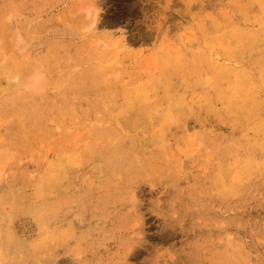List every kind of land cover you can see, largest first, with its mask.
I'll use <instances>...</instances> for the list:
<instances>
[{
	"label": "rangeland",
	"instance_id": "rangeland-1",
	"mask_svg": "<svg viewBox=\"0 0 264 264\" xmlns=\"http://www.w3.org/2000/svg\"><path fill=\"white\" fill-rule=\"evenodd\" d=\"M88 1L0 0V264H264V167L244 169L249 151L264 164V150L243 151L223 123L234 81L219 47L260 28L261 1ZM93 5L97 45L83 29ZM120 32L116 51L108 39ZM252 45L247 65L264 58V42ZM142 90L151 141L114 126ZM70 154L78 160L57 187L56 157ZM221 168L238 172L222 184Z\"/></svg>",
	"mask_w": 264,
	"mask_h": 264
},
{
	"label": "bare ground",
	"instance_id": "bare-ground-1",
	"mask_svg": "<svg viewBox=\"0 0 264 264\" xmlns=\"http://www.w3.org/2000/svg\"><path fill=\"white\" fill-rule=\"evenodd\" d=\"M88 0H86V2H87ZM96 1H98V0H96ZM179 1V0H178ZM241 1V0H240ZM244 1V0H243ZM259 1H261V8H260V11H261V13H262V15H260L261 16V18L259 19V21H258V23H259V26H260V28L259 29H256L255 30V28L253 29L251 26H252V24L251 25H247V27H244V28H242V29H237V33H234L235 35H233V37H234V39L233 40H226V41H228V43L225 45V44H221V45H219V47H220V50L222 51L223 50V53H224V61L222 62V70H224L225 71V73H227L228 75H230L231 76V78H232V80L234 81L233 83H230V87L228 88H225V96H224V108L222 109L223 111H222V120L224 121L223 123H226V126L227 127H231L232 129H233V131L231 132L232 134H233V140L237 143V144H239L240 146V148L243 150V151H248V150H251L253 147H255V148H259V149H261V150H264V58H261V59H259L258 61H256L254 64L252 63V65H247L246 63H244V59H243V55L245 56V55H247V54H249L250 53V51H251V49L254 47V45H252V44H256V43H259V42H264V0H259ZM78 2V1H77ZM84 2L85 1H83V2H81L80 3V5L82 6V4H84ZM91 2V1H90ZM89 1H88V3H90ZM92 2H94V1H92ZM92 2H91V5H92ZM100 2V1H99ZM98 2V3H99ZM180 2V1H179ZM239 2V1H238ZM95 3V2H94ZM204 3V2H203ZM72 5H74V4H72ZM78 5V4H77ZM96 5H98L97 3H96ZM96 5H93L92 7H90V8H88L87 10H86V12H87V17L85 16V20H86V26L83 28L84 29V31L86 32V33H88L90 36H89V38H91V40L93 41L94 40V43H92L93 45L94 44H99L100 42H102V40H100V38H97V36L99 35V27H98V25L100 26V24H98L99 23V16H101L100 15V13L99 12H101L98 8H99V6H100V3H99V6H98V8H97V6ZM194 5H195V3H194ZM237 5V4H236ZM231 6V5H230ZM89 7V6H88ZM101 7H102V5H101ZM206 7V6H205ZM247 7H249V6H247ZM82 8V7H81ZM87 8V7H86ZM252 8V7H251ZM102 9V8H101ZM240 9V8H239ZM99 10V11H98ZM85 13V12H84ZM224 13H225V11H224ZM247 13V12H246ZM86 14V13H85ZM226 14V13H225ZM233 14V13H232ZM220 15V14H219ZM222 15V14H221ZM240 15V14H239ZM231 16V15H230ZM253 16V15H252ZM258 17V16H257ZM101 18V17H100ZM188 18V17H187ZM225 18V17H224ZM235 18V17H234ZM228 19V18H227ZM242 19V18H241ZM240 19V20H241ZM249 19H250V17H249ZM252 19V18H251ZM231 20V19H230ZM247 21V20H246ZM255 21V20H254ZM257 21V20H256ZM245 22V21H244ZM242 23V22H241ZM257 23V24H258ZM233 24V23H232ZM236 24H238V23H236ZM77 25V24H76ZM101 25H102V23H101ZM243 25V24H242ZM81 26V25H80ZM256 26V25H255ZM102 27V26H101ZM251 27V28H250ZM28 28V27H27ZM101 29V28H100ZM217 29V28H216ZM222 31H224V30H222ZM221 32V31H220ZM219 32V33H220ZM229 32V31H228ZM83 34V33H82ZM87 34V35H88ZM120 34H121V32H120ZM218 34V33H217ZM216 34V36L218 37L219 35H217ZM223 34H225V31L223 32ZM232 37V36H231ZM232 37V38H233ZM30 38V37H29ZM86 38V37H85ZM109 38H111V37H109ZM225 39H227V38H224L223 40H225ZM91 40H89V41H91ZM109 40V42H108V44L109 45H107V46H110L109 48H111L112 47V49L114 48L116 51L117 50H123V48L125 47V42H126V39H125V37H124V35L123 34H121V36L120 37H118V38H111V39H108ZM221 40V39H220ZM220 40H218V41H220ZM33 41H34V39H33ZM204 41V40H203ZM128 43V42H127ZM202 43V42H201ZM226 43V42H225ZM111 44V45H110ZM130 44V43H129ZM192 44V43H191ZM203 44V43H202ZM220 44V43H219ZM250 45H252V46H250ZM106 45H105V48L107 47ZM187 46H188V44H187ZM193 45H191V47H192ZM250 46V47H249ZM126 47H128L127 45H126ZM190 47V46H189ZM41 48V47H40ZM174 48V47H173ZM187 48V47H186ZM126 49V48H125ZM207 49V48H206ZM205 49V50H206ZM215 49H216V47H215ZM218 49V48H217ZM104 50V49H103ZM214 50V49H213ZM212 50V51H213ZM200 51V50H199ZM198 51V52H199ZM214 51H216V50H214ZM127 52V51H126ZM176 52V51H175ZM109 53V52H108ZM115 53V52H114ZM216 53V52H215ZM222 53V52H221ZM220 53V54H221ZM113 54V53H112ZM212 54H214V52L212 53ZM253 54V53H252ZM127 55V54H126ZM173 55V54H172ZM254 55V54H253ZM123 56V55H122ZM157 56V55H156ZM90 57V56H89ZM107 57V56H106ZM115 56L113 55V60L112 59H110L111 61L110 62H114V60H115V58H117V57H115ZM149 57V56H148ZM212 57V56H211ZM218 57V56H217ZM108 58H110V55H109V57ZM136 58V57H135ZM155 58V57H154ZM177 58V61L179 62V60L178 59H180L179 58V56H177L176 57ZM214 58H216L215 56H214ZM214 58H212V59H214ZM149 59V58H148ZM153 59V58H152ZM209 59H211V58H209ZM217 59H219V58H217ZM222 59V58H221ZM92 60V59H91ZM101 60V59H100ZM93 61V60H92ZM91 61V62H92ZM117 61H118V58H117ZM145 61V60H144ZM154 61V60H153ZM212 62H213V60H211ZM220 61H222V60H220ZM248 61V60H247ZM103 63H104V61H103ZM116 63H118V62H116ZM107 64V63H106ZM112 64V63H111ZM149 64V63H148ZM159 64V63H158ZM214 64H215V62H214ZM219 64H220V62H219ZM104 65V64H103ZM167 65V64H166ZM221 65V64H220ZM149 66V65H148ZM158 66V65H157ZM166 67H168V66H166ZM202 67V66H201ZM217 67H219L218 65H217ZM84 68V67H83ZM112 68V67H111ZM149 68V67H148ZM152 69V68H151ZM217 69V68H216ZM153 70L154 71H152L151 72V76H154L155 74H157L156 73V70H157V68L155 67V65H153ZM25 71V70H24ZM23 71V72H24ZM64 72V71H63ZM109 72V71H108ZM219 72V71H218ZM220 73H222V72H220ZM16 74V76L15 77H13L12 79H15V80H10L9 79V77L7 78L9 81H11L10 83H12V82H15V81H17L21 76L19 75V74H17V73H15ZM204 74V73H203ZM105 76H106V74H104ZM103 75V76H104ZM6 76H10V75H8L7 73H6ZM104 76V77H105ZM108 76V75H107ZM202 76V75H201ZM18 78V79H17ZM59 78H62V77H59ZM153 78V77H152ZM17 79V80H16ZM55 79H56V77L55 76H50L48 79H47V81L48 82H50L52 85H55ZM107 79V78H106ZM198 79V78H197ZM206 79V78H205ZM57 80H58V78H57ZM24 81V80H23ZM23 81L20 83H18V85L19 84H22L23 85ZM113 81V80H112ZM152 81V80H151ZM181 81V80H180ZM119 82V81H118ZM155 82V81H154ZM205 82V81H204ZM10 83H8L7 85H9ZM209 83H211V82H209ZM224 83V82H223ZM226 83H227V81H226ZM17 84V83H16ZM116 84V83H115ZM129 84V83H128ZM127 84V85H128ZM165 84V83H164ZM179 84V83H178ZM177 84V85H178ZM186 84V83H185ZM17 85V86H18ZM47 85H49V83H47ZM148 85H150V87L153 85L152 84V82H149V84H147L146 85V88L148 89ZM175 85V84H174ZM229 85V84H228ZM16 86V87H17ZM19 86H21V85H19ZM18 86V87H19ZM181 86H183V85H181ZM224 86V85H223ZM9 87H15V84H14V86L12 85V86H9ZM8 87V88H9ZM114 87V86H113ZM120 87H122V86H120ZM125 87V86H124ZM153 88L155 87V86H152ZM207 87V86H206ZM225 87V86H224ZM123 88V87H122ZM184 88V87H183ZM99 89V88H98ZM124 89V88H123ZM211 89V88H210ZM150 91V90H149ZM158 91V90H157ZM124 92H126V89L124 90ZM155 92V91H154ZM171 92V91H170ZM174 92V91H173ZM182 92V91H181ZM186 92V91H185ZM121 93H123V92H121ZM128 93H129V90H128ZM127 92H126V95L128 94ZM140 93H141V91H140ZM176 93H177V91H176ZM184 93V92H183ZM219 93H221V92H219ZM33 94V93H32ZM134 93H132V95H133ZM178 94V93H177ZM177 94H176V96H177ZM188 94V93H187ZM129 95V94H128ZM160 95V94H159ZM220 95V94H219ZM145 96H147V93H143V90H142V94L140 95V94H138L136 97H135V101L134 102H131L132 104H131V106H127V108L128 109H126V108H124L123 109V106H122V109L124 110V112H123V110H122V114H119V115H121V116H118V115H115V116H118V117H116L115 118V124H114V126H115V130L117 131V132H120V133H132V132H135L136 134H138L137 136L138 137H142L143 139H145V140H148V141H151L152 139H154L155 138V134L156 133H158V131L157 132H155V134L153 133V130L151 129L152 127H151V125H150V123H149V121H142L143 120V118H142V120L140 119V114H141V112L140 111H142V110H140V109H143V111H145V109H146V111L147 110H150L151 111V108H150V105L149 104H151L149 101H147L144 97ZM129 97H131V95H129ZM180 98H179V103L182 105V103H183V98L181 97V96H179ZM184 97H185V95H184ZM189 97V96H188ZM187 97V98H188ZM195 97V96H194ZM133 98H134V96H133ZM150 98V97H149ZM158 98H159V96H158ZM191 98H193V97H190V99ZM165 99V98H164ZM123 100V99H122ZM177 100H175L176 102H177ZM187 100V99H186ZM217 100V99H216ZM51 101V100H50ZM155 101V100H154ZM165 101H167V100H165ZM119 102V101H118ZM151 102H153V101H151ZM159 102H161V101H159ZM42 103V102H41ZM56 103V102H55ZM62 103V102H61ZM64 103V102H63ZM189 103V102H188ZM214 103V102H213ZM40 104V103H39ZM54 104V103H53ZM122 105V104H121ZM123 105H125V104H123ZM162 105V104H161ZM207 105V104H206ZM29 106V105H28ZM47 106V105H46ZM57 106H58V104H57ZM69 106V105H68ZM153 106H155V105H153ZM198 106V105H197ZM30 107V106H29ZM28 107V108H29ZM156 107V106H155ZM172 107V106H171ZM177 107V106H176ZM176 107H173V108H176ZM203 107H204V105H203ZM221 107V106H220ZM45 108V107H44ZM47 108H49V107H47ZM58 108V107H57ZM68 108V107H67ZM102 108V107H101ZM179 108V107H178ZM182 108V107H181ZM50 109V108H49ZM60 109V108H59ZM72 109V108H71ZM154 109V108H153ZM152 109V110H153ZM162 109V108H161ZM188 109V108H187ZM191 109V108H190ZM215 109V108H214ZM44 110V109H43ZM46 110V109H45ZM44 110V111H45ZM140 110V111H139ZM218 110V109H217ZM221 110V109H220ZM36 111H37V109H36ZM35 111V112H36ZM42 111V110H41ZM47 111V110H46ZM54 111H56V110H54ZM53 111V112H54ZM188 111H190V113L192 112L191 110H188ZM196 111V110H195ZM202 111V110H201ZM32 112V111H31ZM52 112V111H51ZM60 112V111H59ZM103 112V111H102ZM149 112V111H148ZM185 112V111H184ZM57 113H58V111H57ZM61 113V112H60ZM68 113V112H67ZM117 113V112H116ZM118 113H120V112H118ZM144 113V112H143ZM146 113V112H145ZM180 113H182V112H180ZM189 113V112H188ZM187 113V114H188ZM194 113V112H193ZM199 113V112H198ZM210 113V112H209ZM216 113V112H215ZM220 113V112H219ZM44 114V113H43ZM59 114V113H58ZM178 114V113H177ZM192 114V113H191ZM45 115V114H44ZM56 115V114H55ZM79 115V114H78ZM98 116H99V114H97ZM199 115V114H198ZM207 117H208V115L207 114H205ZM220 115H221V113H220ZM219 115V116H220ZM57 116V115H56ZM60 116V115H59ZM62 116V115H61ZM60 116V117H61ZM148 116V115H147ZM169 116V115H168ZM167 116V117H168ZM174 116V115H173ZM205 116V117H206ZM215 116V115H214ZM217 116V115H216ZM53 117V116H52ZM51 117V118H52ZM58 117V116H57ZM57 117H55V118H57ZM59 117V118H60ZM62 117H64V116H62ZM170 117V116H169ZM185 117V116H184ZM43 118L45 119L46 117H44L43 116ZM48 118V117H47ZM46 118V119H47ZM218 118H220V117H218ZM66 119V118H65ZM111 119V118H110ZM177 120H178V118H176ZM186 119V118H185ZM210 119V118H209ZM23 120V119H22ZM49 120V119H48ZM72 120V119H71ZM192 120V119H191ZM59 121V120H58ZM78 121V120H77ZM182 121V120H181ZM219 121V120H218ZM27 122V121H26ZM46 122V121H45ZM171 123V122H170ZM179 123H180V121H179ZM187 123V122H186ZM221 123V122H220ZM25 124H27V123H25ZM24 124V125H25ZM74 124V123H73ZM169 124V123H168ZM184 124V123H183ZM109 125V124H108ZM218 125V124H217ZM92 126V125H91ZM171 126V125H170ZM180 126V125H179ZM210 126V125H209ZM214 126V125H213ZM212 126V127H213ZM221 126V125H220ZM28 127V126H27ZM26 127V128H27ZM29 127H31V124H30V126ZM182 127H183V125H182ZM165 128V127H164ZM185 128V127H184ZM187 128V127H186ZM218 128V127H217ZM221 128V127H220ZM28 129V128H27ZM33 129H34V127H33ZM32 129V130H33ZM72 129V128H71ZM209 129V128H208ZM197 130V129H196ZM35 131V130H34ZM34 131H33V133H34ZM36 131H38V130H36ZM68 131V130H67ZM84 131V130H83ZM30 132V131H29ZM83 133V132H82ZM160 133V132H159ZM187 133V132H186ZM194 133H197V132H194ZM227 133V132H226ZM30 134H31V132H30ZM67 134V133H66ZM75 134H77V133H75ZM133 134V133H132ZM167 134V133H166ZM172 134V133H171ZM192 134V133H191ZM225 134V133H224ZM22 135V134H21ZM25 135V134H24ZM35 135V134H34ZM182 135V134H181ZM214 135V134H213ZM39 136H42V135H39ZM157 136V135H156ZM186 136V135H185ZM226 136V135H225ZM20 137V136H19ZM22 137V136H21ZM79 137V136H78ZM81 137V136H80ZM222 137H223V134H222ZM24 138V137H23ZM36 138V137H35ZM85 138V137H84ZM174 138V137H173ZM178 138V137H177ZM19 139V138H18ZM28 139H29V137H28ZM190 139V138H189ZM192 139V138H191ZM200 139V138H199ZM30 140H32V139H30ZM34 140V139H33ZM36 140V139H35ZM138 140V139H137ZM80 141H82V139L80 140ZM157 141V140H156ZM183 141V140H182ZM223 141V140H222ZM18 142H20L21 143V140H19ZM22 142H23V140H22ZM153 142V141H152ZM159 141H157V143H158ZM201 141H199V143H200ZM13 143H15V142H13ZM151 143V142H150ZM155 143V142H154ZM160 143H161V141H160ZM193 143H196V142H193ZM210 143H211V141H210ZM230 143H233V142H230ZM63 144V143H62ZM61 144V145H62ZM178 144V143H177ZM176 144V145H177ZM203 144V143H202ZM219 144V143H218ZM67 145V144H66ZM95 145V144H94ZM99 145V144H98ZM156 145V144H155ZM168 145V144H167ZM172 145V144H171ZM193 145V144H192ZM15 145H13V147H14ZM104 147H105V145H103ZM174 146V145H173ZM202 146V145H201ZM214 146V145H213ZM12 147V146H11ZM104 147H103V149H104ZM152 148H153V146H151ZM155 147V146H154ZM169 147V146H168ZM187 147V146H186ZM228 147V146H227ZM60 148V147H59ZM86 148V147H85ZM95 148V147H94ZM97 148V147H96ZM170 148V147H169ZM15 149V148H14ZM103 149H100V150H103ZM151 149V148H150ZM155 149H157V148H155ZM219 149V148H218ZM217 149V150H218ZM225 149V148H224ZM223 149V150H224ZM229 149V148H228ZM95 150V149H94ZM93 150V152H95ZM149 150V149H148ZM183 150V149H182ZM208 150V149H207ZM206 150V151H207ZM213 150V149H212ZM232 150V149H231ZM13 151V150H12ZM186 151V150H185ZM169 152V151H168ZM181 152H183V151H181ZM218 152V151H217ZM216 152V153H217ZM215 153V154H216ZM240 153H241V151L239 152V155H240ZM254 153L256 154V152H255V150H254ZM260 153H262V152H260ZM76 155V154H75ZM208 156L210 155V154H207ZM212 155H214L213 153H212ZM217 155V154H216ZM220 155V154H219ZM228 155V154H227ZM232 155V154H231ZM58 156V155H57ZM237 156V155H236ZM59 157V156H58ZM56 157V162H55V165H54V169H53V175H49V178L52 180L53 179V182H54V184L55 185H57V187H60L61 185H62V175H63V173H64V175L65 174H67L68 172H69V170L68 169H73V166H72V162H74V160L76 159V157H75V159L73 158V156H72V154H70V156H67L65 159H64V157H63V159L61 158V157ZM211 158L213 157V156H210ZM235 157V156H234ZM242 157H244L243 155H242ZM241 157V158H242ZM254 157V155H252L251 153H250V151H249V153H248V156H247V167L246 168H244V169H251V168H253V167H256V169L258 170L259 168H262L263 169V167H264V164H262V163H260V162H255L252 158ZM256 157V156H255ZM260 156H259V154H258V158H259ZM58 158V159H57ZM228 158V157H227ZM246 158V157H245ZM262 158V157H261ZM156 159V158H155ZM203 159V158H202ZM229 159V158H228ZM227 159V160H228ZM238 159V158H237ZM257 159V158H256ZM260 159V158H259ZM76 160H78V159H76ZM154 160V159H153ZM214 160V159H213ZM212 160V161H213ZM215 161V160H214ZM216 161H218V159L216 160ZM235 161H236V159H235ZM212 163V162H211ZM210 163V164H211ZM182 164V163H181ZM209 164V165H210ZM218 164V163H217ZM240 164H242V162L240 163ZM53 165V164H52ZM197 165V164H196ZM208 165V166H209ZM214 165V164H213ZM219 165V164H218ZM188 166H189V164H188ZM181 167V166H180ZM45 168V167H44ZM81 168V167H80ZM184 168L186 169V167H184L183 166V168H182V170H184ZM188 168H191V167H188ZM238 168V167H237ZM50 169V168H49ZM88 169H90V168H88ZM87 169V170H88ZM192 169V168H191ZM239 169V168H238ZM46 170H48V169H46ZM45 170V171H46ZM181 170V169H180ZM195 170V169H194ZM205 170V169H204ZM93 171H95V170H93ZM205 171H207V170H205ZM23 172H25V171H23ZM89 172V171H88ZM178 172H179V170H178ZM187 172V171H186ZM208 172V171H207ZM238 172V170L236 169V168H221L220 170H219V175L217 176L218 177V179H219V181H220V183H226V181L224 180V182H223V180H222V178L224 177V176H235V174ZM242 172L243 171H241V174H242ZM247 172H249V171H247ZM75 173V172H74ZM180 173V172H179ZM183 173V172H182ZM203 173V172H202ZM188 174H191V173H189L188 172ZM246 174V173H245ZM245 174H243L242 176H241V178L243 177V176H246ZM256 174V173H255ZM21 175V174H20ZM73 175V174H72ZM193 175V174H192ZM205 175V174H204ZM207 175V174H206ZM23 176V175H22ZM22 176L20 177V179L22 178ZM31 176V175H30ZM33 176V175H32ZM37 176H38V174H37ZM196 176V175H195ZM35 177V176H34ZM48 177V176H47ZM176 177V176H175ZM186 177V176H185ZM67 177L65 176V179H66ZM181 178V177H180ZM188 178H189V175H188ZM192 178V177H191ZM194 178V177H193ZM32 179V178H31ZM116 179V178H115ZM212 179V178H211ZM260 179V178H259ZM40 180H42V179H40ZM182 180H184V179H182ZM194 180V179H193ZM64 181V180H63ZM181 181V180H180ZM239 181V180H238ZM245 181V180H244ZM252 181H253V179H252ZM38 182H39V180H38ZM189 182V181H188ZM191 182V181H190ZM248 182V181H247ZM246 182V183H247ZM19 183V182H18ZM25 183V182H24ZM23 183V184H24ZM42 184H43V182H41ZM108 183V182H107ZM182 183V182H181ZM241 183V182H240ZM245 183V184H246ZM39 184V183H38ZM205 184V183H204ZM211 184H212V182H211ZM238 184V183H237ZM242 184H244V183H242ZM249 184V186H250V188H251V185H250V183H248ZM248 184H247V186H248ZM53 185V184H52ZM180 185V184H179ZM235 185V184H234ZM48 186H50V185H48ZM47 186V187H48ZM134 186V185H133ZM247 186H245V187H247ZM113 187V186H112ZM198 187V186H197ZM238 188H239V186H238ZM249 188V187H248ZM205 189V188H204ZM239 189H241V190H245V189H247V188H245V189H242V186H241V188H239ZM238 189V190H239ZM207 190V189H206ZM241 190H239V191H241ZM116 191V190H115ZM200 191V190H199ZM201 192V191H200ZM243 192V191H242ZM250 192V191H249ZM20 193V192H19ZM205 193V192H204ZM213 193V192H212ZM256 193V192H255ZM207 194H209V193H207ZM202 195V194H201ZM260 195H263V194H260ZM203 196V195H202ZM256 197V196H255ZM114 198V197H113ZM229 199V198H228ZM74 200V199H73ZM234 200V199H233ZM189 201V200H188ZM192 201V200H191ZM257 201V200H256ZM201 202V201H200ZM231 202V201H230ZM229 202V203H230ZM264 202V201H263ZM61 203V202H60ZM191 203H193V202H191ZM195 203V202H194ZM260 203V202H259ZM228 204V203H227ZM255 205V204H254ZM222 206V205H221ZM237 206V205H236ZM229 207V206H228ZM227 207V208H228ZM249 207V206H248ZM251 207V206H250ZM242 207H240V209H241ZM252 208V207H251ZM229 209V208H228ZM255 209V208H254ZM259 209H261V207L259 208ZM239 210V209H238ZM242 210V209H241ZM244 210V209H243ZM242 210V211H243ZM251 210V209H250ZM233 211V210H232ZM236 211V210H235ZM257 213V212H256ZM242 215V214H241ZM242 217H243V215H242ZM258 219V218H257ZM257 222H258V220H257ZM256 222V223H257ZM250 226V225H249ZM264 226V225H263ZM249 250V249H248ZM260 252V251H259ZM241 253V252H240ZM248 253V252H247ZM251 254V253H250ZM248 255V254H247ZM253 255V254H252ZM255 255V254H254ZM262 258V257H261ZM226 259V258H225ZM251 259V258H250ZM257 259V258H256ZM249 261V260H248ZM264 261V260H263ZM253 262V261H252ZM255 263H257V262H255ZM262 264V263H261Z\"/></svg>",
	"mask_w": 264,
	"mask_h": 264
}]
</instances>
